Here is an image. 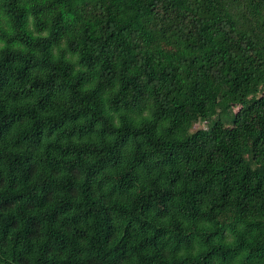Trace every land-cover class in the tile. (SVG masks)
Masks as SVG:
<instances>
[{
	"label": "clouds",
	"instance_id": "clouds-1",
	"mask_svg": "<svg viewBox=\"0 0 264 264\" xmlns=\"http://www.w3.org/2000/svg\"><path fill=\"white\" fill-rule=\"evenodd\" d=\"M0 264H264V0H0Z\"/></svg>",
	"mask_w": 264,
	"mask_h": 264
}]
</instances>
